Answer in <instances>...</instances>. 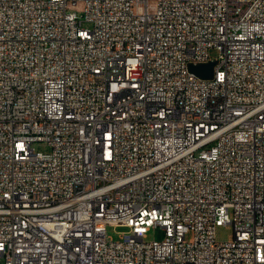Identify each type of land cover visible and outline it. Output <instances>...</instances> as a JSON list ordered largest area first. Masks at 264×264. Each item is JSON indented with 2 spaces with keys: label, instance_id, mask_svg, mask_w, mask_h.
<instances>
[{
  "label": "built area",
  "instance_id": "built-area-1",
  "mask_svg": "<svg viewBox=\"0 0 264 264\" xmlns=\"http://www.w3.org/2000/svg\"><path fill=\"white\" fill-rule=\"evenodd\" d=\"M0 264H264V0H0Z\"/></svg>",
  "mask_w": 264,
  "mask_h": 264
},
{
  "label": "rangeland",
  "instance_id": "rangeland-1",
  "mask_svg": "<svg viewBox=\"0 0 264 264\" xmlns=\"http://www.w3.org/2000/svg\"><path fill=\"white\" fill-rule=\"evenodd\" d=\"M210 55L213 59H215L218 56V52L216 50H212L210 52ZM36 151L40 152H49L50 148L44 144H37L35 146ZM127 230L125 228H114L109 227L108 228V235L110 238H113L114 240H118L120 235L126 232ZM165 239V233L164 231L159 227H152L147 235L148 241H161ZM217 240L220 243L223 242H230L233 240V228L232 226L226 225L221 226L217 229Z\"/></svg>",
  "mask_w": 264,
  "mask_h": 264
},
{
  "label": "water",
  "instance_id": "water-1",
  "mask_svg": "<svg viewBox=\"0 0 264 264\" xmlns=\"http://www.w3.org/2000/svg\"><path fill=\"white\" fill-rule=\"evenodd\" d=\"M214 65V62H210L208 64L191 66V70L201 78L210 79L213 76Z\"/></svg>",
  "mask_w": 264,
  "mask_h": 264
},
{
  "label": "bare ground",
  "instance_id": "bare-ground-1",
  "mask_svg": "<svg viewBox=\"0 0 264 264\" xmlns=\"http://www.w3.org/2000/svg\"><path fill=\"white\" fill-rule=\"evenodd\" d=\"M163 123H172V116H163Z\"/></svg>",
  "mask_w": 264,
  "mask_h": 264
}]
</instances>
